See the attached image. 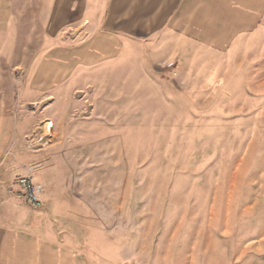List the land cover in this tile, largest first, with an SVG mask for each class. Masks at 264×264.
Wrapping results in <instances>:
<instances>
[{"label": "rangeland", "instance_id": "374dc122", "mask_svg": "<svg viewBox=\"0 0 264 264\" xmlns=\"http://www.w3.org/2000/svg\"><path fill=\"white\" fill-rule=\"evenodd\" d=\"M151 3L86 50L0 11L14 264H264V0H176L163 19ZM29 175L40 209L11 191Z\"/></svg>", "mask_w": 264, "mask_h": 264}, {"label": "crops", "instance_id": "0c3cea01", "mask_svg": "<svg viewBox=\"0 0 264 264\" xmlns=\"http://www.w3.org/2000/svg\"><path fill=\"white\" fill-rule=\"evenodd\" d=\"M133 0H0L1 15L11 14L12 16H22L35 18L33 25L40 29L25 28L29 25L25 21L12 24L10 31L27 32L40 31L44 33L66 32L69 27H74L77 32H84L87 36L86 46H93L100 40H114L110 34H126L132 31ZM151 1L149 8L154 11L157 17L167 16L173 10L176 0H141ZM252 13L247 16L259 17L260 9L252 6ZM33 11V12H32ZM10 12V13H9ZM153 15V17H155ZM155 18L146 22L143 30L158 31L160 24L153 25ZM16 27V28H14ZM22 27V28H21ZM123 40L125 37L123 36ZM82 46V49L86 50ZM49 126V124L47 125ZM48 128V127H47ZM11 205L15 203L18 208L19 199L10 198ZM14 199V200H13ZM8 201V200H6ZM16 208V209H17ZM18 211V210H17ZM16 211V212H17ZM17 218V215H16ZM0 219V264H14L17 257V248L13 245V240L18 239V234L13 230L14 223ZM11 244V248L9 247Z\"/></svg>", "mask_w": 264, "mask_h": 264}, {"label": "built area", "instance_id": "2783aa9c", "mask_svg": "<svg viewBox=\"0 0 264 264\" xmlns=\"http://www.w3.org/2000/svg\"><path fill=\"white\" fill-rule=\"evenodd\" d=\"M11 191H16L18 196L23 198L30 206L36 209L42 208L44 187L35 183L31 175L17 179L12 184Z\"/></svg>", "mask_w": 264, "mask_h": 264}]
</instances>
